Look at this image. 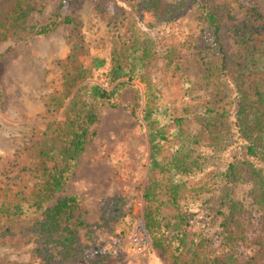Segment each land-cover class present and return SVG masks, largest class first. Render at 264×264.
<instances>
[{"label":"trees","instance_id":"16d2710c","mask_svg":"<svg viewBox=\"0 0 264 264\" xmlns=\"http://www.w3.org/2000/svg\"><path fill=\"white\" fill-rule=\"evenodd\" d=\"M49 1L0 0V44L48 36L62 26L69 45L65 60L55 62L60 90L44 98L50 121L39 141L0 157V219L7 222L0 240L31 245L38 264H105L99 248L79 241L86 224L75 213L77 198L47 205L96 138L99 109L118 108L119 91L138 82L149 149L142 223L151 247L164 264H242L245 248L243 264H251L250 246L264 245V235L247 244L243 223L253 214L264 222V13L256 0H95L96 20L106 23L99 54L85 43L76 15L80 0H60L46 23L30 24ZM193 6L196 32L183 41L178 18ZM146 14L164 28L158 40L141 28ZM185 52L200 70L194 82L182 73ZM83 55L88 66L79 62ZM160 64L182 82L179 115L161 102ZM231 146L240 155L197 181L206 153ZM238 186L248 188V200L236 197Z\"/></svg>","mask_w":264,"mask_h":264},{"label":"rangeland","instance_id":"374dc122","mask_svg":"<svg viewBox=\"0 0 264 264\" xmlns=\"http://www.w3.org/2000/svg\"><path fill=\"white\" fill-rule=\"evenodd\" d=\"M228 1L215 0L218 3ZM59 2L50 0L42 12L32 15L30 24L46 23L56 12ZM94 2L80 0L76 15L83 25L82 34L89 52L99 54L97 39L104 34L106 23L96 20ZM256 4L264 13V0H256ZM107 10L111 14L112 5ZM235 14L242 17L240 11ZM197 17V9L193 6L178 18L181 40H190L196 32ZM141 28L154 40L164 32L152 14L144 16ZM66 35L64 27L59 26L48 36L0 44V157H13L17 151L38 142V135L50 121L45 115L43 101L60 90L55 62L65 60L69 53ZM185 55L187 61L182 73L185 79L194 82L200 70L192 55L185 52L182 58ZM79 62L85 66L89 63L84 55ZM158 83L161 102L170 105L172 112L179 115V100L184 94L180 78L160 64ZM142 97V85L134 82L119 91L118 108L99 109L96 138L79 158L64 190L47 205L53 208L60 201L77 198L79 209L75 213L86 224V228L79 229V241L82 245L99 248L105 255V264H164L151 247L142 223L141 196L147 185L149 158L146 129L140 120ZM62 112L59 111L55 119H60ZM206 154L205 168L197 181H206L224 171L228 162L240 155V149L231 146L225 152ZM0 187H4L1 180ZM248 194L247 187H235L237 198L248 200ZM5 223L0 219V231L5 229ZM243 223L248 233L247 244L264 235V222L259 215H250ZM14 244L0 240V264H38L30 255L31 245ZM245 253L246 249L242 248L239 253L242 264L247 262ZM249 255L255 257L251 264H264V245L261 248L251 245Z\"/></svg>","mask_w":264,"mask_h":264}]
</instances>
